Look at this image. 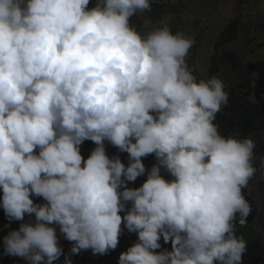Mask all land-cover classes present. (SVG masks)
I'll list each match as a JSON object with an SVG mask.
<instances>
[{
  "label": "clouds",
  "instance_id": "clouds-1",
  "mask_svg": "<svg viewBox=\"0 0 264 264\" xmlns=\"http://www.w3.org/2000/svg\"><path fill=\"white\" fill-rule=\"evenodd\" d=\"M163 11L160 0H0V208L9 223L34 217L4 237L5 255L53 264L57 228L70 254L106 255L126 230L137 239L118 264H243L256 145L221 135L228 93L208 63L207 79L194 75L192 39L130 22ZM149 155L146 180L128 188ZM161 239L170 251H156Z\"/></svg>",
  "mask_w": 264,
  "mask_h": 264
},
{
  "label": "rangeland",
  "instance_id": "rangeland-1",
  "mask_svg": "<svg viewBox=\"0 0 264 264\" xmlns=\"http://www.w3.org/2000/svg\"><path fill=\"white\" fill-rule=\"evenodd\" d=\"M155 1V0H150ZM164 5L160 19L151 25V18L146 13H138L130 21L137 31L142 34L154 26L166 23L173 33L181 32L192 39L197 45H193L187 57L190 68L194 69L197 79H207L206 70L215 69L216 57L233 55L234 67L227 69L226 65L217 64L218 70L215 76L220 79L228 95L232 89L235 93H250L249 100L252 104L264 107V26L256 29L255 18L264 17V0H160ZM229 23L236 24V38L230 42L220 44L218 33ZM208 63V64H206ZM246 78L250 79L249 85ZM246 87L241 89L240 86ZM260 128V122H256L255 134L258 135L259 145H264V129ZM258 130V131H257ZM251 138V137H250ZM96 147L91 141H85L80 146L81 155L87 159L90 152ZM107 155L111 158L119 156L121 162L127 165V153H119L117 149L105 142ZM264 156L260 152L255 155L254 165L257 172L250 180L247 189L244 190L245 199L251 206L249 214L252 222H247L241 227L237 224V235L243 236L247 244L257 235L264 245V178L259 170V159ZM146 173L137 178V186L140 187L147 178V171L156 164L154 155L142 158ZM161 176L170 180L172 177L161 169ZM128 188H133L134 182H126ZM34 203H44L42 198H33ZM123 215V214H122ZM3 209L0 208V264H28L21 257H13L4 254L3 239L13 230H18L20 223L31 222L34 217L26 215L24 221L9 223ZM59 246L63 249L61 257L53 264H63L65 255H71L72 264H118L119 255L132 246L137 237L135 233H127L126 230L119 238L115 250L106 255H93L91 250L81 251L79 254H70L71 242L65 240L57 228ZM161 248L157 252L171 250L170 243L165 244L161 239ZM91 257V258H89Z\"/></svg>",
  "mask_w": 264,
  "mask_h": 264
},
{
  "label": "trees",
  "instance_id": "trees-1",
  "mask_svg": "<svg viewBox=\"0 0 264 264\" xmlns=\"http://www.w3.org/2000/svg\"><path fill=\"white\" fill-rule=\"evenodd\" d=\"M161 7H157L153 16H157ZM257 23L255 24L256 29L263 28L264 26V17L257 16L255 18ZM236 38V24L229 23L222 34L219 36L218 42L220 44L230 42ZM233 55H223L221 57H216L215 70L218 69L217 64L220 66H227V69L234 67L233 64ZM212 73H215L214 69H211ZM248 85L250 82L249 78H246ZM246 87L245 84L240 86L241 89ZM227 92V89L225 88ZM230 95H228L227 105L221 108V111L216 114L215 123L218 124L220 128L221 135H238L239 138H244L250 136L251 139L255 142L254 154L260 152L264 153V145L258 140V135L255 134L253 128L256 121L260 120L262 125H264V107L262 105L258 106L252 104L249 100L250 93L243 92L242 94L235 93L232 89L229 90ZM132 186L134 188H139L137 182ZM5 218V217H4ZM247 222H252L251 218L247 217ZM243 264H264V245L260 242V239L257 235H253L251 242L247 244V251L242 256Z\"/></svg>",
  "mask_w": 264,
  "mask_h": 264
},
{
  "label": "crops",
  "instance_id": "crops-1",
  "mask_svg": "<svg viewBox=\"0 0 264 264\" xmlns=\"http://www.w3.org/2000/svg\"><path fill=\"white\" fill-rule=\"evenodd\" d=\"M89 258H91V257H89Z\"/></svg>",
  "mask_w": 264,
  "mask_h": 264
}]
</instances>
